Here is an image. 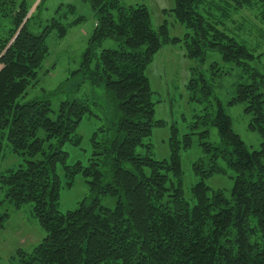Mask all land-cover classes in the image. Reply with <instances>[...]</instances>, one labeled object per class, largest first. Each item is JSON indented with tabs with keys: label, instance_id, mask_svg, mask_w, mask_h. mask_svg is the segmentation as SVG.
<instances>
[{
	"label": "trees",
	"instance_id": "trees-1",
	"mask_svg": "<svg viewBox=\"0 0 264 264\" xmlns=\"http://www.w3.org/2000/svg\"><path fill=\"white\" fill-rule=\"evenodd\" d=\"M83 1L91 5L96 24L75 74L104 88L107 119L98 129L101 134L91 137L95 158L87 166H68L62 147L80 142L77 129L93 115L89 103L61 102L52 119L47 98L19 100L36 84L49 55L47 38L55 34L63 39L82 18L64 23L75 8L68 5L62 12L58 7L56 18L33 35L27 28L31 7L25 1L0 0V18L11 20L10 28L0 32V161L3 141L25 159L24 166L0 175V187L16 209L32 204L45 232L31 252H17V264H264V71L249 67L253 54L220 30L205 9L206 4L219 12L250 8L264 26V0H220V6L208 0H174L175 21L190 30L183 38L169 37L166 24L153 29L143 5L125 8L119 0ZM107 39L118 48L97 53ZM180 44L186 58L202 60L206 50H216L224 62L250 75L251 82L237 85L229 104L244 106L250 116L248 130L262 140L260 149L250 152L218 108L212 123L220 145L201 143L210 153V164L199 160L192 165L198 179L191 188L192 207L184 198L180 163L181 149L191 144L189 135L181 145L173 129L168 161L154 160L150 151L136 154L152 128L161 126L152 121L153 92L145 71L164 46ZM226 169L235 174L230 198L221 190L210 191L205 183ZM76 176L85 180L88 195L77 209L60 213V191L70 189ZM102 195L117 198L113 210L101 207Z\"/></svg>",
	"mask_w": 264,
	"mask_h": 264
},
{
	"label": "rangeland",
	"instance_id": "rangeland-1",
	"mask_svg": "<svg viewBox=\"0 0 264 264\" xmlns=\"http://www.w3.org/2000/svg\"><path fill=\"white\" fill-rule=\"evenodd\" d=\"M16 1H25L31 7L29 16L32 14V18L27 28L33 35L41 34L50 20L56 18L58 7H62V12L68 5L75 8V14L70 15L64 23L78 17L82 18L81 22L68 29L63 39L55 38V34L47 38L49 55L38 70L35 86L27 90V95L20 99L19 103L32 98H47L53 112L50 117L54 119L61 102L86 100L93 115L86 116L77 129L80 142L77 145L67 143L62 150L68 154L66 165L72 166L80 162L87 166L94 151L91 137L94 132L101 134L98 129L105 125L107 119L104 88L94 87L88 79L75 74L80 68L83 53L96 24L91 5L83 0H43L34 11L40 0ZM119 2L125 8L145 6L150 12L153 29L166 24L167 34L171 38H183L190 33V30L175 21L171 12L175 7L174 0H119ZM208 3L223 5L220 0H208ZM205 9L208 11L205 14L218 23L220 30L245 45L253 54L255 58L249 62V67L263 72L264 26L259 23L255 10L247 8L235 12L229 8L225 12H219L215 7H208V4L205 5ZM10 26V18H0V32L8 30ZM117 48L114 40L107 39L102 42L97 53L104 49ZM145 74L153 92L152 121L154 124L161 123V126L152 128L151 136L145 138L143 145L136 148V154L145 156L150 151L154 160L168 161L173 129L176 130V139L181 145L183 137L189 135L191 144L188 149H181L180 163L184 198L192 207L194 201L191 188L198 181L192 171V165L199 160H203L206 166L210 164V153L203 151L201 143L207 142L213 147L220 145L217 128L212 123L218 108L230 118L233 131L250 152L260 149L262 140L257 133L248 130L250 116L244 113V106L229 104L235 97L237 85L251 82L250 75L235 64L224 62L216 50H206L202 60L186 58L183 44L164 46L155 55ZM204 132H207V137L202 138ZM39 136L44 138L45 134L41 131ZM47 143L45 142L44 148ZM2 147L0 175L24 166L25 159L12 153L6 141L2 142ZM39 158L40 156L34 160ZM94 158L93 156L92 159ZM218 165L224 168L221 161ZM58 174L63 182L60 169ZM234 175L232 171L226 169L223 174L212 175L205 183L210 191L221 190L226 198H230ZM87 195L88 186L85 180L82 176H76L70 189L62 188L60 191L58 211L66 213L77 209ZM116 199L112 195L99 197L101 207L109 210L115 208ZM44 237L45 232L32 213V204L26 203L20 209H16L12 203L4 199V192L0 187V264H17L19 256L17 252L19 250L31 252Z\"/></svg>",
	"mask_w": 264,
	"mask_h": 264
},
{
	"label": "built area",
	"instance_id": "built-area-1",
	"mask_svg": "<svg viewBox=\"0 0 264 264\" xmlns=\"http://www.w3.org/2000/svg\"><path fill=\"white\" fill-rule=\"evenodd\" d=\"M0 68H1V65H0Z\"/></svg>",
	"mask_w": 264,
	"mask_h": 264
}]
</instances>
